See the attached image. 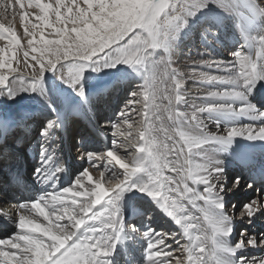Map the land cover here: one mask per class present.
Here are the masks:
<instances>
[{"label": "snow or ice", "instance_id": "6c2138e0", "mask_svg": "<svg viewBox=\"0 0 264 264\" xmlns=\"http://www.w3.org/2000/svg\"><path fill=\"white\" fill-rule=\"evenodd\" d=\"M15 4L21 8L19 20L23 37L18 38L11 26L5 28L0 24V40H7L0 47V69L7 70L0 74L2 88L15 89L18 85L23 90H35L43 73L61 62L68 63L67 73L73 85L90 63L109 66L122 62L141 67L147 63L148 68L143 87L130 94L127 101V106L132 107L133 101L143 96L138 137L114 124L116 136L121 138L119 142L114 139V148L102 155L86 154L93 162L109 161L118 166L122 174L106 178L102 170L94 185L85 186V179L93 180L85 169L71 186L20 203V209L30 208L46 223L21 214L16 227L22 232L0 239V264H108L105 257L111 252L122 225L116 201L129 187L147 192L177 224L182 225L188 242H178L177 251L184 259L177 258L176 264H219L215 237L220 233L228 235L231 231L230 227L220 225L211 209L216 203L211 174L222 169L194 161L191 153L208 141L227 143L236 136L264 138V126L257 129L245 125L228 128L224 135L207 132L199 135L176 125L183 115L176 108L182 99L179 91L182 82L177 80V70L166 57L150 58L153 50L165 45L174 23L180 21L181 16L176 13L184 12V0H28L29 8L38 10L35 14L37 23L28 19L22 0H15ZM10 5L11 0H0V7L5 10ZM13 13L15 16L14 6ZM257 42L255 57L241 52L234 54V67L245 85L259 77L264 68V35L259 36ZM21 55L24 69L31 70V75L25 76L19 67L13 66L14 62L20 65ZM199 79L235 77L201 75ZM78 92L83 95L82 88ZM208 95L228 97L239 93L224 90ZM230 107L210 106L216 110ZM239 110L245 111L243 107ZM121 116L127 122L128 117L123 112ZM192 118L195 119V115ZM131 127L129 125V129ZM117 148L125 150L129 158L119 155ZM93 166L99 168L96 163ZM137 175L143 182L129 184ZM197 184L206 185L203 193L195 190L193 186ZM75 186L81 191H74ZM69 193L71 197H67ZM197 200H202L203 205L197 204ZM181 201H187L200 215L185 214V205ZM102 202H107L108 207L96 210L95 206ZM258 206V201H251L244 205V213L251 216ZM217 207L222 205L217 204ZM86 224L93 226L78 234ZM167 235H149L146 250L149 264H171L173 253L171 246L165 243ZM256 243L255 238L240 240L235 248L245 244L256 246ZM259 244L264 245V237ZM156 246L163 248L156 250ZM161 256L162 259H155ZM237 264H264V258L241 256Z\"/></svg>", "mask_w": 264, "mask_h": 264}, {"label": "bare ground", "instance_id": "6f19581e", "mask_svg": "<svg viewBox=\"0 0 264 264\" xmlns=\"http://www.w3.org/2000/svg\"><path fill=\"white\" fill-rule=\"evenodd\" d=\"M196 2L203 6L205 10L202 12L196 9L197 11L191 13L186 24L181 25L178 30H172L173 38L170 37L168 39L169 44H167L166 49H164V57L172 60V62H170L172 67L177 70L176 78L182 82V86L179 90L182 99L177 103L176 108L183 115L175 122L176 125H178L181 130L199 135H202L204 132L224 135L228 128L242 127L245 125L253 126L257 129L264 126V68H261V75L259 77L251 81L249 85H245L242 79L238 77L237 70L234 67V54L236 52L255 57L256 48L258 46L257 38L264 35V0H196ZM9 9L10 7H8L7 10L0 7V16ZM11 12H13V10H11ZM15 31L18 37H23V28L20 29L16 26ZM4 42V40H0V44ZM157 59H160V57H157ZM200 61H204L205 63H199ZM225 68L227 70H225ZM1 71L5 73L7 70L1 69ZM22 73L25 76L32 74L25 71ZM201 75L229 76L235 77V79L202 80L199 79ZM128 77L130 76L121 78L122 82H119L121 88L126 85L124 83L128 81ZM52 78V76L48 77L45 90L41 89L39 91L37 87L35 90H23L17 85L15 89L8 88L0 92L2 96H5L4 102H0L2 109L8 108L10 110V112L0 120V177H2L0 181H4L6 172L9 168L12 169V166L9 167V165L11 157L15 154L14 152L19 151L26 145H30V147L34 145L31 139L35 137L34 133L37 126L47 114H51L50 117L47 118L50 120L49 124L51 129L49 128V130L47 129L39 133V135H41L39 136L41 137V144L39 145L42 146H38L33 154L32 152L27 153V155L25 154L24 162L26 163L28 172L32 175L40 171V173L37 174L39 177L51 169L57 174H61L62 170H65L69 175V179L60 190L71 186L74 180L85 169H88L89 174L93 177L92 181H87V179L83 181L85 186H89L90 184L94 185L95 181L99 179V173L103 170L102 165L105 159L93 162L88 159L86 154L96 153L102 155L106 154L107 150L113 149L114 145L112 144L111 148L108 143V134L112 138L110 139L111 141H114V139H117L118 142L120 141L121 138L116 136L115 131H112L108 126L110 127L112 124H118L122 131H131L134 136L138 137V131L141 129V117L138 125L129 129V125L132 126V123L125 122L121 115L114 113L112 109L109 110L106 107H104L106 109H103V106L98 108V106L92 104V101L96 100L98 97H90L91 95L89 96L86 94L94 90L89 89L87 92L83 90V95L86 96L80 95L77 90L74 96L71 97L67 89L62 88L63 86L55 88L56 85ZM140 82L141 80L136 82V87H143V78L142 84ZM138 90H140V88L134 90V92ZM224 90L237 92L239 95L228 97L208 95V93L211 92H221ZM108 91L111 93V89L105 90V88H103L102 91H100L99 98ZM27 97H29L30 100L35 98L36 101L44 103L46 112L37 116L31 114L30 117H24L25 120L22 118L21 123H16L17 125L15 126V118L11 110H26L25 107L27 106V102L25 99ZM220 98L222 99L220 100ZM235 100L241 101L238 103L239 105H244L237 106L234 103ZM216 101H221L222 103H216ZM114 102L115 101H110L109 103L113 104ZM218 105H231V107L226 110L210 108V106ZM241 107H243L245 111H240L239 109ZM97 108L99 109V113L106 110L107 113L104 115H106L107 118L102 120V125L95 127V130H88L87 127L92 125L90 120L94 119V110H97ZM221 114L227 116L223 117ZM76 115H78V117H74ZM124 115L127 116L128 119L131 118L130 113ZM193 115H195V122L187 119L193 117ZM239 118H241V121H239ZM54 120L55 122H52ZM11 123L13 129L11 132H8L12 128ZM105 125H107V129L105 127L102 129ZM43 128L45 127L43 126ZM14 131H18V136L21 137L22 141L16 145L12 143L13 147L1 146V140H3L5 134L7 132L13 134ZM104 132H107V136ZM94 134L100 135L101 138H97V136H95L94 139L90 138ZM240 138L245 139L239 141ZM81 140L92 141L90 144L84 145L83 143H79V145H77L78 143L76 142ZM72 144H76L74 147V154L77 160L70 158L67 153L68 147ZM116 150L118 154L121 153L120 155L122 157L126 159L129 158L125 150L118 148ZM132 151L134 152L135 149L133 148ZM245 155L257 157L264 162V138L256 137L250 139L247 136H236L227 143L208 141L198 148L193 149L191 153V159L194 161L207 164L209 168L222 169L219 173L211 174L214 187L213 199L216 201V203L211 205V209L215 213L220 225L222 227H230L231 231L228 235L220 233L215 237L216 246L218 248L217 256L219 264H237L241 256L246 259L264 258V245L259 244L260 239L264 237V191L260 189V193H257L254 191V183L251 180H247L246 177H243L242 174L246 170L243 169ZM62 159L64 160V164L61 162ZM76 162L83 163V166H77ZM93 163L98 164L99 168L94 167ZM31 164L36 165L34 169H32ZM65 165L66 167H63ZM105 165V171H103L110 172V176H106V178L122 174V170L109 161H107ZM61 166L62 169L60 168ZM231 172H233V174L239 173V175L236 176V182H238L235 183V186H239L234 188H230L226 184ZM22 177L25 176L22 175ZM142 182V177L137 175L130 179L129 184H140ZM105 186L107 187V184ZM14 187V185L11 186V188ZM193 187L197 192L203 193V189L206 185L197 184ZM252 189L253 193L251 195ZM73 190L81 191L79 186H75ZM71 195L72 194L69 193L67 197H71ZM18 197L19 195H9L8 197L0 194V224H3V227H0V236L6 233L10 234L6 235L5 238L9 236L11 238V236L15 235L17 232H22V230L16 227L21 214L27 216V212L31 213L28 215L29 218L38 219L39 222L46 223L43 217H40L38 213L30 208L24 209L23 212V209L19 208L20 203L16 202L18 201ZM9 198L13 200L10 204L8 202ZM231 198H235V200L232 201L230 204L231 207L229 206L230 208H228L226 204L228 205V200ZM246 198H249V200L246 201ZM151 200H153V198L149 196L147 192H142L138 188L129 187L128 190L120 193V198L116 201V206L119 209L122 222L127 211V214H133L143 208H146V211H150L148 212V217L154 218L153 221H155L150 225V228H143L142 231L137 230V238L134 236L130 237L128 234L129 245L127 246V250L133 255H137L135 247L144 244L142 236H144L145 233L150 234L154 227H156L157 232L155 234H168L165 243L171 246L170 251L173 253L171 259H174L172 261H177V258L182 261L184 256L181 252L177 251L178 242L175 243L178 236L182 238L179 243L183 244L188 242L182 225L177 224L174 219L171 220L170 218L160 217L162 214L165 216H168V214L160 207L158 202L156 203L160 208H157V211L154 210V208L147 207ZM253 200L258 201L259 206L257 210L249 216L244 213V205ZM181 203L185 205V214L200 215L198 210L188 204L187 201H181ZM196 203L203 205L204 202L202 200H197ZM105 204H107V202H102L96 205L95 209L100 210L101 208L108 207ZM217 204L222 205V207H217ZM239 205L242 206L239 208ZM16 213L18 215H16ZM242 213H244V215H242ZM131 217L132 220L129 222L128 226L132 229H129V231H134L138 229V227L132 224L135 217L133 215ZM149 223L151 222L149 221ZM241 225L243 228L238 235L234 231H236L237 226ZM91 226L93 225H83L81 229L78 230V234H83L84 230H87ZM149 230H151V232H149ZM170 231L172 232L171 234H177V237L175 236L171 239ZM232 232H234V234H232ZM249 238H255L257 241L256 246H248L245 244V246L239 249L235 248L238 241H247ZM156 248L157 250H161L163 246H156ZM238 252H240V254L236 256ZM109 255L105 257L106 260L109 259ZM179 255H182V257ZM157 259H162V256L157 257ZM114 262L117 264L119 263L117 258H115ZM142 264H149V262L146 261ZM171 264L176 263L171 262Z\"/></svg>", "mask_w": 264, "mask_h": 264}, {"label": "rangeland", "instance_id": "374dc122", "mask_svg": "<svg viewBox=\"0 0 264 264\" xmlns=\"http://www.w3.org/2000/svg\"><path fill=\"white\" fill-rule=\"evenodd\" d=\"M22 3L24 4L23 11L28 13V19H30L32 21V23H37V21L35 19V14L38 12V10L35 9V8H29L28 0H22ZM184 3L186 4V8H185L184 12L183 13H176V14L181 16L180 21L174 23V25H173V27H172L171 31L169 32V35H168V37L166 39L165 45L160 47V48H157V49L153 50V55H152V57L150 59H154L155 60V59H157V57H160V58L164 57V53H165L164 49H166L167 44H169L168 43V39L170 37L173 38L172 30L173 31L178 30L181 25L186 24L187 20H189V17H190L192 12H196L197 10L203 12L205 10V8L203 6H201L199 3H197L196 0H192V1L191 0H184ZM13 6L15 7V16L13 15L14 13L11 12V10H13ZM9 7H10V9L6 13L3 12L4 14H1V16H0V24L4 25L5 28L11 26L15 30V27L18 26L20 29H22V27L20 25L19 15H18L20 13V11H21L20 5H16L15 4V0H11V5ZM2 15L3 16L5 15V16L3 17ZM6 20H8V21H6ZM14 25H16V26H14ZM47 31H50V30H46V32ZM18 38H21V37H18ZM4 41L5 42L3 44H0V47H2L7 42L6 39ZM22 43H25V42L22 40ZM168 61L172 62V60L169 59V58H168ZM13 66L14 67H19L20 71H22V72L25 71L27 73H31V70H25L24 69L22 55H21V63H20V65L17 66L15 64V62H14ZM68 66L69 65H68L67 62H61L54 69L46 70L43 73L42 77H40V79H39V83L36 86L37 89L39 91L41 89L45 90L46 82L48 80V77H51V76L53 77L52 78L53 82L56 85L55 88H57L58 86H63L62 88H66L67 91H68V94L71 97H73L75 92L78 89H80V88H82L84 91L86 90V92L89 91V89H92L94 91H92L91 93H88L86 95H89V96L91 95L90 97H95V96L98 97L96 100L92 101L93 105L98 106V108L100 106H103V109H106V108L109 109V110L112 109L114 113L119 114V115H121L122 112L124 114H126V113L129 114L130 113L131 118L128 119L127 122L132 123V127H135V126L138 125V123L140 121V117H141V112L143 111V103H144L143 96L141 95V96L137 97L136 100L133 101V106L132 107H128L127 106V101L131 98L130 94L134 93V90H136L138 88L141 89L142 86L136 87V82L141 80L140 83L142 84V78H143V82H144V79H145V76H146V73H147V63L143 67L138 66V65L137 66L128 65V64H124L122 62L121 63H116L115 65H111L110 64L109 66H104L103 63H99V64L90 63V64H88V65H86L84 67V69L82 71V74H81L79 80L77 81V83L75 85H73L69 81V76H68V73H67ZM37 68H38V66H37ZM3 70H5V69H3ZM0 74H4L1 71V69H0ZM29 75H31V74H29ZM125 76H130V77H128V81H126L124 83L126 85H124V87L121 88V84H120L122 82L121 78H123ZM10 79L11 78H9V81H10ZM137 84H139V83H137ZM117 86H119V87H117ZM2 87H4V86L0 85V92H3L4 90H7V89L2 88ZM103 88H105V90L111 89V93H109V91H108V92L102 94L101 95L102 99H101V98H99L100 97V93H101L100 91H102ZM86 95H83V96H86ZM107 95H108V97H107ZM102 96H104V97H102ZM6 99H8V98H6ZM221 99L222 98H220V100ZM4 100H5V96H2L0 94V102L1 101L4 102ZM25 100L27 102V106L25 107L26 110H23V111L22 110H17V109H12L11 110V113L14 114L15 126L17 124H20L21 123V119L24 118V117L25 118L26 117H30L31 114L37 116V115L44 114L46 112L44 103L36 101L35 98L30 100L29 97H27ZM110 101H115V102L113 104H111V103H109ZM240 102L241 101H236V100L234 101V103L237 106H243L244 104H242V105L238 104ZM216 103H220L221 104L222 102L221 101L220 102L216 101ZM176 106H177V104H176ZM104 107H106V108H104ZM98 108H97V110H94V119H96L95 121H97L95 123V127H97L99 125H102V120L107 118L106 115H104L105 113H107V111L104 110L102 113H99L98 112V110H99ZM227 109H230V108H227ZM9 112H10V110L8 108H5L3 110L2 107H1V103H0V120L5 115H7ZM50 115L51 114H47V115H45L42 118L41 123L37 126L38 129H40L41 125L43 124L42 123L43 120L46 117H50ZM221 115L223 117L227 116L225 114H221ZM74 117H78V115H76ZM25 118H24V120H25ZM187 119L191 120L192 122H195V119H193L192 117H189ZM239 121H241V118H239ZM107 125L103 126L102 129L104 127L106 128ZM112 125H114V124H112ZM11 126H12V123H11ZM43 126H44V124L42 125V127ZM111 127L112 126H110V127L108 126V128H110L112 131H115V129L113 127L112 128ZM12 129H13V126L8 132H11ZM0 132H1V123H0ZM8 132L4 136L5 139L3 138V140H1V146L13 147V144H12L13 141H16V140H18L19 142L22 141L21 137L18 136V131H14L13 134H10ZM104 133L107 136V132H104ZM110 133H111V131H110ZM107 137H108L107 138L108 139V143L110 144V147L112 148V144H113L112 142L113 141L110 140L112 138L110 137L109 134H108ZM0 138H1V136H0ZM243 139H245V138H240L239 141L243 140ZM19 142H17V143H19ZM76 143H78V142H76ZM72 145H74L73 146V151L71 149L72 153L68 154V155L70 156V158H74V159L77 160L76 155L74 154V147L76 146V144H72ZM77 145H79V143ZM28 147H30V145H28ZM24 148L25 147H22L20 150H23ZM36 150H37V148H36ZM38 151H39V148H38ZM25 152H27V149L25 150ZM122 152H124V151H122ZM67 153H68V149H67ZM120 154L121 153H119V155ZM126 154H127V152H126ZM26 155H27V153H26ZM105 164H107V160H104V163L102 165V169L104 171H105V166H106ZM84 165H86V164H84ZM105 173H106L107 177L110 176L109 175L110 174L109 171L108 172L106 171ZM238 175H239L238 172L235 173V174H233V172H231L230 175L228 176L226 184L230 188L231 187L234 188V187L239 186V185L235 186V183H234V182H236V176H238ZM252 193H253V189L251 191V195H252ZM233 200H235V198H231L230 200H228V205L226 204V206H228V208L231 207L230 204L232 203ZM248 200H249V198H246V201H248ZM153 201L157 202L155 199H153V200L150 201V203L153 202ZM105 205L108 206V204H105ZM241 206L242 205H239V208ZM234 209H235V207H234ZM130 210H133V209H130ZM23 212H24V209H23ZM127 212H126L124 218L125 217L132 218L131 216L133 214H130V213L127 214ZM148 212H150V211L147 210V215L149 216ZM27 214L30 215L31 213L27 212L26 215ZM16 215H18V214H16ZM27 218H29V217H27ZM242 228H243L242 225L241 226H237V229L234 232H236L239 235L241 230H242ZM257 230H258V227H257ZM234 232H232V234H234ZM171 233L172 232L170 231V237H172L171 239H173V237H175L177 234H171ZM6 235H10V234L6 233ZM5 236H3L2 239H4ZM9 238H10V236H9ZM181 239L182 238H180V236H178L177 239L175 240V243L179 242ZM238 254H240V252H238L236 254V256ZM179 256L182 257V255H179ZM172 260H174V259H171V262L176 263V261H172Z\"/></svg>", "mask_w": 264, "mask_h": 264}]
</instances>
